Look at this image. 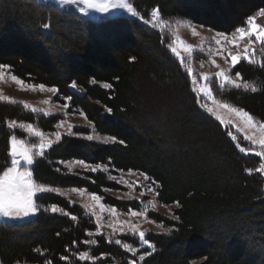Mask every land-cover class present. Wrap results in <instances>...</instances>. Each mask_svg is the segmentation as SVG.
<instances>
[{
    "label": "trees",
    "instance_id": "16d2710c",
    "mask_svg": "<svg viewBox=\"0 0 264 264\" xmlns=\"http://www.w3.org/2000/svg\"><path fill=\"white\" fill-rule=\"evenodd\" d=\"M131 3L145 19L159 6L164 19H186L226 34L245 26L249 15L264 8V0ZM45 22L52 27H39ZM167 44L164 34L137 18L95 21L36 0H0V64H7L10 72L29 84L57 87L59 94L53 101L67 102L68 112H83L96 133L117 138L116 143L107 144L88 141L84 137L92 130L76 127L73 135L65 134L63 142L47 150L45 157L36 158L34 179L53 187L85 188L121 212L143 209L138 200L107 193L122 189L107 172L68 173L59 163L83 159L92 165H107L110 171L146 173L163 185L157 195L160 203H181V208L173 210L181 218L178 221L147 212L150 220L173 231L148 232L146 238L156 250L140 262L138 257L151 249H142L137 235L112 236L111 243L106 233L89 237L88 232L95 233L96 222L84 207L59 194L41 195L37 200L41 212L34 218L25 223H0L2 264H44L49 259L53 264H93L79 261V251H90L96 257L95 264H128L133 259L137 264H264V177L245 171L255 170L261 158L241 153L228 135L229 129L200 107L191 76ZM262 56L259 45L256 64L242 60L229 71L231 75L240 72L260 91L245 92L230 85L221 88L218 79L209 81L216 100L244 108L257 121H264ZM73 81L75 89L70 87ZM105 83L112 88H105ZM68 96L71 101L64 99ZM62 118L63 113L45 116L33 113L21 101L0 100V165L7 166L11 134L29 140L19 127L9 130L8 120L33 123L44 132L54 133ZM119 140L125 144L120 145ZM240 144L251 146L242 138ZM51 204L77 220L59 212H44L43 208ZM87 239L97 243L85 245ZM115 239L140 250L127 252L115 244ZM62 255L69 260L61 261Z\"/></svg>",
    "mask_w": 264,
    "mask_h": 264
},
{
    "label": "snow or ice",
    "instance_id": "6c2138e0",
    "mask_svg": "<svg viewBox=\"0 0 264 264\" xmlns=\"http://www.w3.org/2000/svg\"><path fill=\"white\" fill-rule=\"evenodd\" d=\"M57 3L61 6H75L76 10L83 16H89L92 12L107 14L113 12L114 10L122 9L132 16L138 17L145 24L150 25L152 28L159 29L161 34L167 31L172 37V42L167 44V48L174 55V57L179 60L180 64L185 67L187 74L192 77L193 84L195 85L197 83V77L193 75V69L188 64V61L191 59L196 49L192 44L187 43L177 34L176 27L173 24L162 18L161 9L159 6L152 8L150 19H145V17L141 15V13L133 6L132 3H129L128 0H57ZM257 15L264 16V8H261ZM180 24L181 21H176L177 26ZM185 26L191 27V25L187 22H185ZM39 27L47 30L50 29L52 25L49 22H45L42 25H39ZM200 27H204V25H200ZM191 32L193 35H200V33L197 32L196 27H191ZM245 36L249 38L248 43L244 46L243 51L238 52L237 54H232V52L227 51L225 44L222 43V41H227L232 44H236L239 39H242ZM208 43L209 54H216V51H213V46L217 51H219V54L221 55H224V52H227L225 59L227 60L230 58L232 67H235L242 60L247 61L249 64H256V49L253 46L258 43L260 45V51L264 53V26L256 23L255 15H249L246 18V26L235 28L234 32L231 34V37H229V35L224 32H216L215 35L209 39ZM201 51H203V45H201ZM182 52L184 54H182ZM130 59L135 60V57H130ZM212 63L219 70L214 74H201V78L203 80L210 81L213 78H216L219 80V85L221 88H223L224 85H230L235 89H243L245 92L251 91L255 93L261 90L256 84L244 80L240 72H236V79H233L229 74L228 69L221 68L215 60H212ZM259 64L261 67H264V56L261 57ZM8 67L9 66L7 64H0V75H2L3 70ZM12 79L19 84L24 83L23 80L18 79L15 75L12 76ZM103 86L108 89L112 88L110 83H105ZM33 87H35V85H33ZM70 87L75 89L77 87L76 82L73 81ZM39 88L41 91L46 90L52 93L53 97H56L59 94V89L55 86L46 88V86L41 83ZM193 91L202 94L200 98L211 99L213 104H216L220 108L227 109L229 112L238 117L244 126L243 128L238 127V131H244L245 129L253 130L252 134H245L243 137V139L248 141L251 146L239 147V151L241 153H245L246 155L254 154L256 157L261 158V162L255 170L252 168L245 169L249 175H251L253 171L264 175V121H257L249 111H246L242 107H233L230 103H219L216 101L213 97V92L209 88V83L207 82L200 85L199 87H194ZM64 99L66 101H71L72 97L68 96L64 97ZM0 100H10V98L6 96H0ZM43 103L49 104L50 99L44 100ZM24 107L29 108L33 113H43L45 116H51L57 112L66 115V113H64V109H67L69 104L64 103L59 109H41L32 107L27 103H24ZM200 107L206 109L208 113L213 114L216 119L220 121V123L225 125H229L231 123L230 121L223 119V117L220 116V114L216 112L213 107H209L206 103H200ZM112 111L113 110L111 108L107 109L108 113H112ZM81 115H83V112H81ZM88 123L89 125L92 124L91 121H88ZM65 125L67 126V134L73 135L72 129L74 126L68 123L66 120L61 119L57 123L56 127L59 129ZM7 127L9 130H14L19 127L27 133L29 140L19 139L14 133L8 138L9 160L7 166L0 165V168H2V171H0V217L5 218L6 220H25L26 218L36 216L41 212L42 208V205H40L37 200L41 195L44 194L52 193L59 194L60 196H66L69 194V192H75L80 195L85 194V188H71L68 191H63L58 187H52L49 184L39 182L38 180L34 179L33 170L31 167H29L34 164L37 157H45L46 150H50L54 145H59L62 143L63 137L65 135L64 133L57 130L53 133L54 139H51L46 136L44 132H42L38 127L34 126L33 123H18L16 120H8ZM93 132H95V126H93ZM228 135L231 136L233 141H237V136L232 132H229ZM32 138H36L37 142H30ZM84 139L88 141H101L105 144L109 142H117V138L115 136L103 137L99 134H89L85 136ZM118 143L120 145H124L125 141L119 140ZM59 163L66 167L68 173H72L77 166L90 170L92 173H96L101 170L105 172L108 171L107 165H92L86 163V161L83 159L69 161L61 160ZM56 171L59 172L60 169L57 168ZM131 172L132 170L129 169V173ZM141 175L144 177V180L150 181L152 185H155L154 188L150 186L147 191L156 192V194L159 195V190L163 188V185L146 173H141ZM110 178L113 180L116 179V177ZM119 182L128 184L130 188L134 187L138 183L129 182L124 180L123 177H121ZM88 195L90 202L85 203L83 207L89 210L91 216L96 218L95 233L88 232L89 237L101 235V230L104 227V225L101 224L102 214L107 211L111 217L115 218L107 225V227L112 229V233H124L126 230H130L134 235L138 236L139 241L142 242V246H147V248L151 249L150 252H144L139 256L140 262L145 261L146 256H150L155 252V245L146 238V233L144 231L138 230L139 226L137 224H134L131 221L119 220L117 209L115 207H108L102 203L103 198L100 195H97L95 192L88 193ZM141 195H144L143 191L141 192ZM153 199H155V197ZM149 203L152 204V201H149ZM175 204L177 209L181 208L180 201H175ZM154 206L155 205L153 204V207ZM97 207L99 208V212L96 211ZM43 211H50L52 213L59 212L70 217V219L73 221L77 220L76 216L66 212L57 204H51L49 207L43 208ZM147 212L148 208L145 206L141 211L129 209L127 214L131 217H146ZM171 219L173 221H178L181 218L178 215H172ZM157 227L160 229V233L162 234H171L173 231L172 228L165 227L162 223L157 225ZM57 235H59V233H57ZM108 242H112L111 234H109ZM114 242L118 246L122 245V247L127 252H131L133 254L137 252L135 247L128 243L122 244L120 239H115ZM73 243H75V241H73ZM83 243L85 245H95L97 241L96 239H87L84 240ZM76 256L81 262L91 261L93 264H95L96 257H94L90 251H79L76 253ZM59 259L61 261H68L69 256L62 255L59 257ZM0 264H2V262H0ZM44 264H53V261L49 259L46 260ZM128 264H137V261L135 259L129 260Z\"/></svg>",
    "mask_w": 264,
    "mask_h": 264
},
{
    "label": "rangeland",
    "instance_id": "374dc122",
    "mask_svg": "<svg viewBox=\"0 0 264 264\" xmlns=\"http://www.w3.org/2000/svg\"><path fill=\"white\" fill-rule=\"evenodd\" d=\"M36 1H38L40 3H45V4L56 6L57 8H59L63 11L76 12L77 14H79L80 16H82L84 18L92 19L95 21H100V20L105 19V18H114V17H118V16H126V17H133V18L139 19L138 17L132 16L131 14L127 13L125 10H122V9H117V10H114L113 12H110L107 14L92 12L89 16H83L82 14H80L76 10L75 6H70V5L61 6L57 3V0H36ZM128 2L131 3V0H128ZM255 16H256V23L261 25V26H264V16L257 15V13L255 14ZM164 20L169 21L171 24H173L176 27L177 34L183 40H185L187 43L192 44L194 46V48L196 49V51L193 53L191 59L188 61L189 66L193 69V75H195L197 77V83L194 85L192 82V89H194V87H199L200 85L207 82V83H209L210 90L213 92L211 83L209 81H205L201 78V74H203V73L214 74L215 72H217L219 70L212 63V60H215L216 63L219 64L221 68L228 69L229 71L233 68L231 66L230 58L227 60L225 59V57L227 56V52H224V55H221V54H219V51H217L213 46V51H216V54L215 55L209 54V43H208V41L212 36L215 35L216 32H219V31L213 30V29L208 28V27H200V25H198L192 21L186 20V19L169 18V19H164ZM178 20L181 21V24L177 26L176 21H178ZM185 22L190 24L191 27H196L197 32H199L200 35H193L191 32V27L185 26ZM157 30H159V29H157ZM163 34L168 39V43L172 42V37L170 36V34L167 31H165ZM231 34L232 33L228 34L229 37H231ZM248 39L249 38L245 36L242 39H239L236 44H232V43L227 42V41H222V43L225 44L227 51L232 52V54H237L238 52L243 51L244 46L248 43ZM201 45H203V51H201ZM258 46H259V44L257 43L253 47L256 49ZM182 54H184V53L182 52ZM13 75L14 74L12 72H10L9 68L4 69L3 74L0 75V96L9 97L10 100H8V101H21L23 103H27L28 105H31L32 107L41 108V109H59L63 105L60 102L53 101V94L46 91V90L41 91L39 88V85L29 84L25 81L23 84H19L15 80L12 79ZM231 77L233 79H236L235 75H231ZM18 79H20V78H18ZM191 81H192V77H191ZM33 85H35V87H33ZM46 88H48V87H46ZM195 94L199 98V103H206L209 107H213L214 110L216 112H218L220 114V116L223 117V119L231 122L229 125H225L222 123L221 124L224 127H227L229 129V132H232L234 135L237 136L238 139L236 142H237V145H239L238 147H245L244 145L240 144V138H242L243 141H246L243 139L244 135L245 134H252L253 130L245 129L244 131H238V127H240V128L244 127L243 123L239 120L238 117H236L233 113L229 112L227 109L220 108L216 104H213L211 99L200 98L202 94H200L198 92H195ZM46 99H50L49 104L43 103V101ZM216 101H218V100H216ZM218 102L223 103L220 101H218ZM67 110H68V108L64 109V113H66V115L63 114L62 119L66 120L68 123L72 124L74 126L73 129L76 127H89L92 130L91 134H98L96 132H93L92 124L89 125V123H88L89 120L86 118V116L84 114L81 115L80 112H68ZM203 110L207 112L206 109L203 108ZM208 114L216 119V117L213 114H211V113H208ZM73 129H72V131H73ZM57 130H59L60 132H62L64 134H67V126L66 125L64 127L57 129ZM42 132H44V131H42ZM44 134L46 136H48L49 138L54 139L53 133L44 132ZM239 134L243 135V137H241ZM99 135L103 136V137H107V136H104L101 134H99ZM19 139H21V138H19ZM32 139L36 140V142H37L36 138H32ZM249 145H250V143H249ZM257 150H259V149H257ZM67 161H69V160H67ZM32 166H29V167L32 168ZM74 170H87V169H84L80 166H77ZM107 173L109 174V177H116V179L114 181L122 186L121 190H107V193H109V194H111L117 198H120V199L138 200L141 203V205H143V208L145 206H147L148 211L157 212V213L162 214V215L167 216V217H172V215H174L173 210L176 207V205L175 204L164 205L158 201L156 192L147 191V189L150 186L154 188L155 185H152L150 181L144 180V177L141 175L142 172H139L136 170H132L131 173H129V170L110 171V169L108 168ZM121 177H123L124 180H127L129 182H138V183L134 187L130 188L128 186V184L119 182ZM263 177H264V175H263ZM58 188H60L63 191H68L69 189H71V188H62V187H58ZM142 191L144 192L143 196L141 195ZM88 193H91V192L86 191L84 195H80V194L75 193V192H69L68 195L63 196V197L67 198L68 200H70L73 203H78L79 205H81L83 207V205L85 203L90 202ZM154 197H155V199H153ZM149 201H152V204H150ZM102 203H104L103 200H102ZM153 204L155 205L154 207H153ZM105 205L108 207H113V206H110L107 204H105ZM87 211L89 212V210H87ZM96 211L99 212L98 207H97ZM117 212H118L119 220L131 221L132 223L137 224L139 226L138 230L144 231L146 233V235L148 232L160 233V229L157 227V225H159V223H156V222L150 220L147 216L146 217H141V216L131 217L127 214L128 212H121L118 209H117ZM34 217L26 218L25 220H6L5 218L0 217V223H4V222L5 223H25ZM94 219L96 221L95 217H94ZM114 219L115 218L111 217L107 211H105L102 214L101 224L104 225V227L102 228L101 233H106L107 235L111 234L113 237L114 236H121V235H130L132 237H136V235H134L130 230H126L124 233H119V232L112 233V229L107 227V225ZM141 248L144 249V248H147V246H141ZM139 250H140V248H137V252ZM136 255H138V254H136ZM193 264H198V261L193 262Z\"/></svg>",
    "mask_w": 264,
    "mask_h": 264
}]
</instances>
